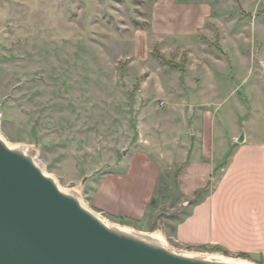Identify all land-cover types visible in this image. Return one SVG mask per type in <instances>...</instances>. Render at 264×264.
<instances>
[{
    "label": "rangeland",
    "instance_id": "1",
    "mask_svg": "<svg viewBox=\"0 0 264 264\" xmlns=\"http://www.w3.org/2000/svg\"><path fill=\"white\" fill-rule=\"evenodd\" d=\"M155 1L0 0L1 137L28 148L45 172L65 191L77 192L87 208L140 232L145 221L103 214L91 197L100 179L117 172L124 153L133 152L142 140L145 65L134 61L133 40L149 25ZM206 1L225 13L224 20L245 26L239 41L221 45L218 32L209 45L215 55L226 56L215 67L232 74L235 85L242 84L237 95L218 97V118L234 147L242 131L250 142L264 145V0ZM178 47L172 45L170 58L162 62L171 69L186 63V51ZM154 102L164 110L161 98ZM168 178L163 177L157 196L172 205L159 220L162 209L148 219L149 229L154 228L148 233L160 232L175 252L264 264L261 257L183 246L168 237L193 204L173 206L171 188L178 177ZM202 196L200 192L198 200Z\"/></svg>",
    "mask_w": 264,
    "mask_h": 264
},
{
    "label": "crops",
    "instance_id": "2",
    "mask_svg": "<svg viewBox=\"0 0 264 264\" xmlns=\"http://www.w3.org/2000/svg\"><path fill=\"white\" fill-rule=\"evenodd\" d=\"M214 4H153L149 25L133 40L134 61L145 65L142 140L133 152L124 153L117 172L95 185L91 204L112 217L145 221L141 230L148 233L154 229H149L148 219L172 205L163 204L157 193L163 177L170 180L174 175L173 206L180 201L193 204L168 237L183 246L221 247L264 260V145L250 142L245 131L240 134L243 143L238 142L240 136L238 146L230 142L218 118V97L237 95L242 84L235 85L232 74L215 67L225 63L226 56L209 49L218 32L221 45L244 38L245 26L224 20L225 13ZM172 45L187 54L186 63L176 69L162 63L170 58ZM157 98L163 101V111L156 107Z\"/></svg>",
    "mask_w": 264,
    "mask_h": 264
},
{
    "label": "water",
    "instance_id": "3",
    "mask_svg": "<svg viewBox=\"0 0 264 264\" xmlns=\"http://www.w3.org/2000/svg\"><path fill=\"white\" fill-rule=\"evenodd\" d=\"M244 133L238 142L243 143ZM162 208L157 219L165 213ZM0 264H234L113 229L0 135Z\"/></svg>",
    "mask_w": 264,
    "mask_h": 264
},
{
    "label": "bare ground",
    "instance_id": "4",
    "mask_svg": "<svg viewBox=\"0 0 264 264\" xmlns=\"http://www.w3.org/2000/svg\"><path fill=\"white\" fill-rule=\"evenodd\" d=\"M7 144L12 147V148H18V149H22L23 151L27 152L29 149L24 147V146H19V145H11L7 142ZM61 188V187H60ZM62 189V188H61ZM64 190V189H62ZM65 191V190H64ZM67 192V191H66ZM98 216L102 219V221L109 227L113 228V229H117V230H121L130 234H133L135 236L138 237H142L144 239L147 240H151L154 242H157L159 244H162L168 248L169 245L167 244L166 240L164 239V237L162 236V234L160 232H155V233H144V232H140V231H136L134 229L128 228V227H124V226H119V225H115L113 223H111L108 219L104 218L103 216L99 215ZM171 249V248H170ZM173 250V249H171ZM174 251V250H173ZM185 254V253H183ZM187 255H192V256H198V257H202V258H206L209 260H216V261H224V262H229V263H234V264H251L239 259H232V258H226L223 256H217V255H198V254H187Z\"/></svg>",
    "mask_w": 264,
    "mask_h": 264
},
{
    "label": "trees",
    "instance_id": "5",
    "mask_svg": "<svg viewBox=\"0 0 264 264\" xmlns=\"http://www.w3.org/2000/svg\"><path fill=\"white\" fill-rule=\"evenodd\" d=\"M156 55L159 56L157 53H156ZM242 256H245L246 257V255H242Z\"/></svg>",
    "mask_w": 264,
    "mask_h": 264
}]
</instances>
